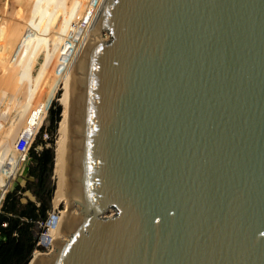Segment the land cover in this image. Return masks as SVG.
<instances>
[{
	"label": "water",
	"instance_id": "water-1",
	"mask_svg": "<svg viewBox=\"0 0 264 264\" xmlns=\"http://www.w3.org/2000/svg\"><path fill=\"white\" fill-rule=\"evenodd\" d=\"M63 84L66 238L30 264H264V0H103Z\"/></svg>",
	"mask_w": 264,
	"mask_h": 264
},
{
	"label": "rangeland",
	"instance_id": "rangeland-1",
	"mask_svg": "<svg viewBox=\"0 0 264 264\" xmlns=\"http://www.w3.org/2000/svg\"><path fill=\"white\" fill-rule=\"evenodd\" d=\"M34 1L35 0H0L1 45L8 44L10 48L8 51L9 54L13 53L9 60H2L4 55L2 50H0V120L1 118L4 121L7 120V112L11 111L12 108L16 106L13 103L18 102L21 106L25 107L24 114L21 115L15 123L9 125L11 130L8 127L7 129L2 128L0 129V135L7 134L8 136V134L10 135L13 131L18 129L19 126L16 124L22 122V119L27 112L26 110L29 108V102L33 100L35 95L38 94V100L43 106L47 95L52 90L51 87L57 75L59 77V82L55 87L53 86L54 91L53 96H51L52 99L57 101V103H60V97L64 90L62 76L67 69L62 74H57V70L54 71L51 70V66L48 67L47 60L50 53L54 51L57 45L56 38L51 36L52 34L49 37V34L51 31H54L55 34H62L66 29L72 28L73 24L69 26L73 20L72 18L77 14L82 15L84 7L86 6L85 0H38L40 3L37 12L38 16L36 19L33 18L34 20H31L30 10L34 5ZM55 4L65 5V19L61 27L51 18V15L48 14V12L45 13L46 8L50 6L52 7ZM41 5H43V8ZM9 33L10 42H7L3 37ZM74 33L75 36H77V33ZM64 36L68 39V32L64 33ZM30 37L31 43L26 48V41ZM48 44H51L50 48L48 47ZM13 45L14 47H12ZM40 45L45 48L44 57L41 54ZM11 49L12 52H10ZM69 52L70 50L68 49L60 56L61 60L59 67L64 63H67ZM45 120L44 117L42 122ZM24 174L25 167L22 166L17 173V180L22 181ZM63 209L64 204H61L59 210ZM65 238L66 237H64V239ZM49 248L51 247L49 246ZM49 248H44V251L49 250ZM37 252L34 253L38 254Z\"/></svg>",
	"mask_w": 264,
	"mask_h": 264
},
{
	"label": "trees",
	"instance_id": "trees-1",
	"mask_svg": "<svg viewBox=\"0 0 264 264\" xmlns=\"http://www.w3.org/2000/svg\"><path fill=\"white\" fill-rule=\"evenodd\" d=\"M61 112L62 105L52 99L46 110V120L41 122L27 149L22 182L15 181L0 199V264H26L31 254L36 252L33 250L37 248L36 242L41 230L38 222L44 220L47 211L53 208L56 187L53 171L55 141ZM42 132L46 133V137H42ZM38 249L43 248L38 246Z\"/></svg>",
	"mask_w": 264,
	"mask_h": 264
},
{
	"label": "built area",
	"instance_id": "built-area-1",
	"mask_svg": "<svg viewBox=\"0 0 264 264\" xmlns=\"http://www.w3.org/2000/svg\"><path fill=\"white\" fill-rule=\"evenodd\" d=\"M102 1L103 0H87V6L90 8L86 9L83 15H79V14L75 15L72 18L73 20L71 21V24L69 25L71 26L73 24L72 28H68L64 31V33L68 32V39L65 38L64 33L55 34L54 31L50 32L49 37L52 34L51 36H54V38H56L57 40V45L54 51L50 53V56L47 60L48 67L51 66V70H54V71L57 70V73L62 74L71 65L73 58L75 57L78 51V48L80 46L78 40L80 39V36L84 34V32L88 31V27L90 26L91 21L93 19V18L91 19L92 16H90L89 18L87 17L88 12H89L88 10H91L93 8L98 9ZM74 32L77 33V36H75ZM50 46L51 44H48L49 48ZM1 47L2 45H1V40H0V50H1ZM44 49L45 48L42 45H40V51L43 57H44ZM68 49L70 50V52L68 53L67 63H64L63 65L59 67L60 60H61L60 56L63 55L65 51H67ZM52 96H53V93H52ZM52 96L51 98L49 97L47 99V103L44 108H42V104L38 100V94L35 95L36 98L34 97L33 100L29 102V108H27L26 110L27 112L25 113V116L22 119V122L20 123L16 131V135L14 139L12 140L13 141L12 147L10 149H11V152H13V157H12V162L9 166L10 173L6 178V182L3 188L5 192L7 191L6 187L9 181L14 176L15 168L18 166L19 163L25 162L27 149L30 146L31 142L33 141L35 133L38 130V127L40 126L41 122L46 116V110L50 104V101L52 100ZM42 137H46L45 132H42ZM56 210H58V208H56ZM54 214L55 213L53 212V208L51 207V209L47 211L46 218L38 222V226L41 227V230L38 233V238L36 242L37 248L34 249L33 251H44L45 249L48 248L49 246L48 242L43 241L41 238H42V235L47 232L49 226L52 224V221L55 219L56 215ZM1 224L4 225L5 223L1 222ZM38 246H41L43 249L39 250Z\"/></svg>",
	"mask_w": 264,
	"mask_h": 264
},
{
	"label": "bare ground",
	"instance_id": "bare-ground-1",
	"mask_svg": "<svg viewBox=\"0 0 264 264\" xmlns=\"http://www.w3.org/2000/svg\"><path fill=\"white\" fill-rule=\"evenodd\" d=\"M85 3H86V6L84 7V11H86V9L90 8V7L87 6V0H85ZM64 6L65 5H63V4L62 5H60V4L56 5L55 4L54 6L51 7V10H50L51 18L54 19L58 23V25L60 27L63 24L64 19H65L64 18V16H65ZM72 6H73V4H72ZM96 10H98V9L93 8L91 10H88L89 12H88L87 17L89 18L90 16H92L91 19L92 18L94 19V15L97 12ZM84 11H83V13H84ZM93 19H92V21H93ZM92 21H91V23H92ZM89 27H88V29H89ZM86 33L87 32H85L84 35L80 36V39L78 40L79 45H81ZM75 41H76V39H75ZM68 69L66 70V72L62 76V83H63V79H64ZM58 78L59 77L57 75L55 77V79H54V82H53L52 87H51L52 90H51V92H49V95H48L47 99L49 97L51 98V95H52V93L54 91V87L59 82ZM63 87H64V84H63ZM46 103H47V100H46L43 108L46 106ZM60 103L62 104V112H61V119H60V121L58 123V127H57V138H56V141H55L57 150H56V160H55V163H54L55 165H54V168H53V171L55 172V176H56V187H55L54 196H53V212L56 213V214H54V215H56V217L52 221V224L49 226L47 232L44 233L42 235V238H41L43 241H47L48 245L50 247L53 246L52 239L55 236H59V238H63V239H64V237H66V233H60V232L56 231L57 223H58V217L61 215L62 211L66 209V201L63 199V171H64L65 139H66V92H65V88H64L63 93H62V95L60 97ZM13 104H15L16 106H14L11 111L7 112V118L10 119V120H14L13 122H15L19 115H23L24 114L25 107L21 106V104L18 103V102L13 103ZM1 171H2V169L0 167V174H1ZM3 172L5 174H9V169L4 168ZM5 182H6V180H4L3 178L0 177V185H2L3 188H4ZM3 192H4V189H2V191L0 193V199L2 198ZM61 204H64V209L63 210H59V206ZM56 208H58V210H56ZM74 211H75V208H72V209L70 208L69 209V207H68V212H72L73 213ZM49 246H48V248H49ZM37 253L40 254L39 252H37ZM38 254L34 253L32 258L28 262V264H30L31 261L33 260V258L36 255H38Z\"/></svg>",
	"mask_w": 264,
	"mask_h": 264
},
{
	"label": "crops",
	"instance_id": "crops-1",
	"mask_svg": "<svg viewBox=\"0 0 264 264\" xmlns=\"http://www.w3.org/2000/svg\"><path fill=\"white\" fill-rule=\"evenodd\" d=\"M39 6H40V3H39V1L38 0H35L34 1V5H33V7H32V9L30 10V19L32 20L33 18L34 19H36V17L38 16V8H39ZM41 7L43 8V5H41ZM50 10H51V6L50 7H48V8H46L45 9V13L46 12H48V14H50ZM4 17V16H3ZM33 19V20H34ZM0 20H1V16H0ZM13 27V26H12ZM13 29V28H12ZM10 33L9 34H6L4 37H3V39L5 38L6 40H7V42H10ZM2 40V39H1ZM26 40H27V38H26ZM31 41V37L26 41V48L28 47V45L31 43L30 42ZM12 43V42H11ZM12 47H14V45L12 46ZM11 47V48H12ZM9 45L7 44V45H2V47H1V50H2V52H3V55H4V57L2 58V60L3 59H5V60H9L10 59V57L12 56V54L13 53H10L9 54ZM10 52H12V49L10 50ZM5 53H7V54H9V55H7V54H5ZM21 115H19L18 117H17V119L20 117ZM7 120H2V118H1V120H0V129H2V128H4V129H7V127L9 128V125L10 124H13V123H15L16 121H17V119H16V121L15 122H13L14 120H10V119H8V118H6ZM17 126H19L20 125V123L18 122L17 124H16ZM10 129V128H9ZM11 130V129H10ZM16 131L17 130H15V131H13L10 135L8 134V136H7V134H1L0 135V167H1V169H2V171H1V174H0V177L1 178H3L4 180H6V178H7V176L9 175V174H5L4 172H3V169L4 168H6V169H9V166H10V164H11V162H12V157H13V152H11V147H12V140L14 139V137H15V135H16ZM24 167H25V164H24ZM10 173V172H9ZM2 189H3V187H2V185H0V193H1V191H2Z\"/></svg>",
	"mask_w": 264,
	"mask_h": 264
}]
</instances>
